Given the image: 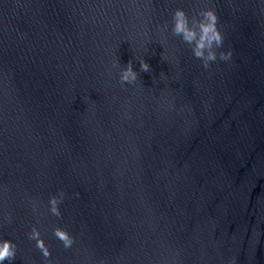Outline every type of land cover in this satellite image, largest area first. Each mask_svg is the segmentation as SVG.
Returning <instances> with one entry per match:
<instances>
[{"label":"water","instance_id":"1","mask_svg":"<svg viewBox=\"0 0 264 264\" xmlns=\"http://www.w3.org/2000/svg\"><path fill=\"white\" fill-rule=\"evenodd\" d=\"M178 7L216 9L230 61L202 67ZM33 226L51 264H264V0H0L4 264H48Z\"/></svg>","mask_w":264,"mask_h":264},{"label":"clouds","instance_id":"2","mask_svg":"<svg viewBox=\"0 0 264 264\" xmlns=\"http://www.w3.org/2000/svg\"><path fill=\"white\" fill-rule=\"evenodd\" d=\"M220 18L214 7L201 9L198 13L189 16L183 8H176L172 13L171 18V34L179 37L183 43L191 47L193 56L200 60L202 67L208 69L212 63L218 59L228 62L232 58V51L230 49L218 51L224 48L225 37L219 27ZM168 25L165 24L163 30H167ZM141 71H150V65L140 59ZM114 67L118 63H114ZM162 76L165 74L162 72ZM139 79V73L134 70L132 61H129L120 73V84H135ZM65 193L61 191L59 196H52L50 204V212L56 217H61L60 203L62 202ZM53 235L62 242L63 246L71 248L75 243V238L69 234L65 229L56 227L53 230ZM29 239L36 241V248L42 252V255L51 264L50 257L52 255L50 249L46 246L44 240L41 238L40 230L33 226L31 232L28 234ZM17 245L10 239H0V264L7 261H13L16 257ZM234 264V261H231Z\"/></svg>","mask_w":264,"mask_h":264}]
</instances>
